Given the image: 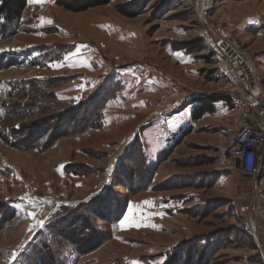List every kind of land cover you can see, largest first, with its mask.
<instances>
[{
  "label": "rangeland",
  "instance_id": "obj_1",
  "mask_svg": "<svg viewBox=\"0 0 264 264\" xmlns=\"http://www.w3.org/2000/svg\"><path fill=\"white\" fill-rule=\"evenodd\" d=\"M54 1L27 0L17 33L0 40V54L7 57L52 45H59L62 52L73 47L77 40L90 44L87 48L91 53L81 54L84 48L81 44L75 52L66 53L58 62L45 67H25L15 65L14 61L9 63L12 66L4 67L5 63H0V128L7 131V128L28 126L30 129L25 143H20L23 149L0 141V206L15 201L17 210L14 218L6 216L9 221L3 224L0 208V264H26L27 258L33 256L30 251L33 246L55 237L51 230L55 219L76 207L80 211L79 219H87L96 229V239L92 240L89 233L79 235L81 231L77 227L67 232V238L85 244L87 240L91 242L87 248L95 245L96 248L85 251L81 258L74 256L67 264H162L167 250L191 247L198 238L210 236L223 242L214 247L208 262L199 264H264V251L260 249L264 227L258 219H255V235L239 239L237 244L228 240L241 221V206L258 199L264 211V189L260 190L258 185L264 184V154L251 175L243 174L238 166L224 169L217 163L228 131L233 129L238 117L232 100L240 92H230L226 87L216 59L209 57L212 49L208 45L205 55L209 63L197 53L190 56L194 64L187 72L192 70L190 73L197 76H189V80L180 68L176 73L170 71L163 54V47H169L172 42H193L198 38L206 42L204 27L186 1L111 0L108 5L77 13L56 6ZM219 2L212 0L207 14L208 23L213 26L226 30L228 20L242 22L249 15L253 18L255 27L249 32L226 31L231 41L249 55L264 93V0H250L251 4L242 6L236 16L228 15L225 10V18L221 16ZM141 9L144 14L138 12ZM100 25L107 28L103 30ZM100 57L103 65L94 68L93 73L75 71L78 67H88L91 58L100 63ZM136 61L146 68L156 66L157 75L151 76L164 87L154 99L147 97L144 114L151 111L162 117L164 113L182 112L171 120L169 115L156 119L150 127L143 128L148 125L144 123L131 140L126 119L129 112H135L132 104H136V92L129 93L119 75L116 80L123 81V89L106 104L103 105L97 93L105 86L106 66H124V62ZM34 78L51 80L47 88L40 89L41 98L12 97L10 85ZM134 81L133 78L131 83ZM213 95H226L229 100L218 103L213 113L194 123L193 108L189 106L191 98ZM30 101L45 107V111L28 110L23 117L13 113L16 107ZM84 102L94 109L91 121L95 125L93 129L78 132L76 125L82 112L86 113V106L78 121L65 113L66 106L76 107ZM112 102H118L117 108L123 112L114 107L110 111ZM106 112L111 114L107 125ZM248 116L244 120L254 121L256 111ZM47 120L50 128L46 130L52 135L50 144H46V136L38 133ZM186 128L192 133L188 134ZM138 141L146 166L154 167L144 183L138 180L144 172V158L138 162L136 157V152L140 154ZM121 168L126 170V175ZM103 201L106 202L103 209L97 207ZM124 207L122 219L110 225ZM143 211L153 213L157 217L154 223L160 228L137 230L136 225L149 223L141 216ZM104 238L108 239L103 242ZM61 245L70 249L74 244L63 240Z\"/></svg>",
  "mask_w": 264,
  "mask_h": 264
},
{
  "label": "trees",
  "instance_id": "obj_2",
  "mask_svg": "<svg viewBox=\"0 0 264 264\" xmlns=\"http://www.w3.org/2000/svg\"><path fill=\"white\" fill-rule=\"evenodd\" d=\"M111 2V0H55L54 4L56 6H59L67 11L71 12H82L87 9L97 7V6H105L108 5ZM27 0H0V40L6 39L10 36H13L17 33V23L19 22V19L21 18V15L23 11L26 8ZM144 7H146L144 5ZM142 9L138 12L140 14L142 13ZM139 15V14H138ZM203 40V38L195 39L193 42H181L176 41L169 44V47L174 52H182L185 55L192 56L194 53H197L204 62L209 63L208 59H214V52L211 50L209 52L210 56L205 55L207 43ZM67 51L61 52V47L59 45H52L51 47H36L33 49H27L25 51L18 52L17 54H8L2 55L0 54V63H5L4 67L12 66L13 64L11 61H14V64H18L20 66L25 67H45L51 63L58 62L62 56L66 53L72 52L73 47L71 46L69 49H66ZM1 65V64H0ZM56 80V79H55ZM51 80L48 81L47 79L41 80L39 78L31 79L30 81H26L23 84L17 83L14 85H10L11 92H13L12 97L15 98V96L19 98H25V95H36V97L43 96L41 94L40 89L47 88L50 84ZM16 85V86H15ZM103 88H99L98 96L101 100H103V105L106 104L108 99H110L114 94L119 92L123 89L122 82L116 80L115 78L106 79ZM25 89V90H23ZM19 91H21L19 93ZM26 91L28 92L26 93ZM97 91V92H98ZM111 93L110 97L109 94ZM41 95V96H40ZM55 98V97H54ZM189 102V106L192 107V120L196 121L201 118H203L205 115L211 114L214 112L215 107L218 103H227L228 98L226 95H213L210 97L205 98H191ZM88 102V101H87ZM84 102L82 104H79L76 107L72 106H66L67 111L66 114L74 117L72 120H76L80 117L81 111H83L84 106H86V113L83 114L82 117L79 119L78 124L76 125V128L78 129V132L87 131L88 129H93L94 124L92 123V117L94 115V109L92 106H88V103ZM44 109V110H43ZM45 107L41 108V106L36 104L34 101L27 102L23 104L22 106L16 107L13 111L14 114L18 117L25 116V112L28 110L32 111H45ZM66 114H63L66 115ZM62 116V117H63ZM48 119V118H47ZM65 119V118H63ZM72 123V122H69ZM48 120L42 124V126L39 128L38 133L39 136H46V144L51 143V131L46 130V128L49 127ZM50 128V127H49ZM71 128H75L74 124ZM45 129V130H44ZM0 141L4 144L10 146V147H20V149H23L24 146L20 143H25V140L29 136V127L28 126H21L18 128L12 127L10 129L7 128V131L3 128H0ZM35 130V127L33 128ZM46 133V134H45ZM27 137H26V136ZM21 137V138H20ZM137 141V140H136ZM138 143V144H137ZM136 145L139 148V155L138 152H136V157L139 160L143 159V165L142 168H144V172L140 173L138 180L141 183L147 182L149 179H147V175L149 171L153 170L154 167L146 166V160L145 157H143V148L140 146L139 141L136 142ZM132 158H134L132 156ZM136 159V158H135ZM121 172L126 175V170L121 168ZM144 190V189H143ZM146 190V189H145ZM95 202V201H94ZM94 202H92L90 205H92ZM106 202H102L101 204H98L97 207H101L103 209ZM15 201H7L4 202L0 208L1 209V219L4 222L3 224H7L9 219H13L14 216L17 214V210L14 207ZM86 206V204H85ZM84 207V206H80ZM87 207V206H86ZM76 207L74 210L70 211L65 216H60L59 218L55 219L56 222H53L52 225V232H54V238L52 240H48L47 238L44 241H41V245L39 246H33L30 251L32 252L33 256L30 258H27L26 264H67L71 258L75 256V258L79 257L81 258L85 251L94 250L96 248V245L94 247H88L86 240V244L83 241H72L70 238H67L68 231L72 228V230L76 228V230L81 231L79 235H83L84 233H89L92 235V240L96 239L95 234L96 229L94 226H91L89 221L87 219H79V213L80 211ZM82 209V208H81ZM0 212V213H1ZM109 212H112V209H110ZM125 212V207L119 211L118 216L115 219H112L110 221V225L117 224L123 217V214ZM6 216H9V219H6ZM78 216V217H77ZM54 226V230H53ZM75 230V229H74ZM73 230V231H74ZM72 231V232H73ZM112 234V233H111ZM251 237V234L248 232L243 231L241 228L237 226V228H234V234H231L230 238L228 239L230 242H234L237 244V241L242 238L248 239ZM108 239V238H107ZM106 239V240H107ZM70 240L74 245L70 247L72 251L69 249V247H62V242ZM105 238L102 240L103 242L106 241ZM223 241L218 240L217 237H203V239L198 238L196 242L191 247L183 246L180 248H172L167 250L163 256L165 257V260L162 264H199V263H206L208 262V259L211 257L214 247L219 246L218 244ZM61 245V246H60ZM56 248V250H54ZM74 248V250H73ZM61 249V251H59ZM66 250V251H63ZM63 251V252H62ZM45 257V259H43ZM48 258V262L47 259Z\"/></svg>",
  "mask_w": 264,
  "mask_h": 264
},
{
  "label": "built area",
  "instance_id": "obj_3",
  "mask_svg": "<svg viewBox=\"0 0 264 264\" xmlns=\"http://www.w3.org/2000/svg\"><path fill=\"white\" fill-rule=\"evenodd\" d=\"M185 1L204 27L205 40L214 52L221 79L225 81L230 92L236 90L240 92L239 97L232 100V105L236 106L238 111V117L234 122L233 129L228 131L224 150L219 155L217 163L224 169L237 168L238 166L243 174H254L255 165L262 160L264 154V93L259 83L258 74L249 55L231 41L228 32L208 23L207 14L212 0ZM124 63V66L119 64L106 66L105 78H115L122 72L134 73L141 78L157 75V67L154 65L152 68H146L140 61ZM252 111H256L257 118L252 122H247L244 118L249 119L248 114ZM258 185L260 190L264 189L262 182ZM239 213L241 221L238 226L243 231L255 235L257 231L255 219H258L264 227V211L261 209L258 199L241 206ZM260 249L264 251V233L261 236Z\"/></svg>",
  "mask_w": 264,
  "mask_h": 264
},
{
  "label": "crops",
  "instance_id": "obj_4",
  "mask_svg": "<svg viewBox=\"0 0 264 264\" xmlns=\"http://www.w3.org/2000/svg\"><path fill=\"white\" fill-rule=\"evenodd\" d=\"M249 4H251L250 0H220V2H219V5L221 7L220 11L223 13L221 16L225 18V16L227 15V13H225V10L228 12V15L233 14V16H236L240 12L239 10L242 8V6H248ZM230 17H232V16H230ZM236 21L235 20H233V21L228 20L227 23L225 22L226 26H227V29L226 28L225 29L228 31L230 30L232 32H241V31L242 32H247V31L249 32L250 28L255 27V24L253 22V18L251 15H249L245 19H243L242 22H240V21L236 22ZM106 25H100L99 27L101 29L105 30L107 28ZM81 44L84 45V48H83L81 54L86 55V54L91 53V50H89V48H87V45L90 46V44L85 43L84 41H81V40L75 41V44H73V52H75L77 49V46H79ZM163 54L167 57V59L169 61L168 68L170 71L176 73L177 68H180L183 71V74L185 73L184 76L187 78L186 80L190 79L189 76H191V77L197 76V73H195V72L190 73L192 70L189 73L187 72V70L189 69L188 67L189 66L192 67L194 64L191 61L192 59L190 58V56H187L182 52H174L168 46L163 47ZM103 62H104L103 57H100V63H98V61L95 58H91L87 64V65L90 64L88 67H82L80 69L78 67V69H75V71H77V70L78 71H85L86 73L90 74V73L94 72V68L99 67L101 64L103 65ZM129 74H131V73L130 72H122L120 74V76H121V80L125 81L126 86L129 89L128 92L129 93H131L133 91L136 92V104H132L133 108H135V112H129L128 118L126 119V121H128L126 124L127 130L130 129L128 132L131 133L130 138H131V140H133L135 134L146 123H148V125L144 126L143 128L148 127V126L150 127L154 120L163 119L164 117H166V115H169L170 116L169 119L171 120L176 115L180 114L182 111H180L179 113L177 112L176 114H173V115H171V113H167V114L164 113V115L162 117L157 116L159 114H157L156 112H151V111L147 114L149 116L145 115L144 111H146L147 105H148V98L147 97L154 99L155 96L159 95L161 89L164 88L163 84L157 78L142 77L140 79L134 73L132 74L133 76H128ZM133 78L135 81L132 82L133 83L132 84L131 81ZM194 79H197V77H195ZM121 82L123 83V81H121ZM142 101H143V103H142ZM109 107L111 109L110 111H113V107H114V108L118 109V111H120V113L123 112V110H120L119 108H117V107H119L118 102H112L111 104H109ZM110 119H111V114H108L106 112V116H105V122H106L105 124L106 125L110 124ZM129 120H131V121H129ZM126 121H124V122H126ZM194 123H195V121H194ZM191 125H190V128H193L194 124L192 126ZM190 128H186L188 134L192 133V131H190ZM147 129L148 128H146L144 130V132ZM145 139H146L147 143H149L147 140V137H145ZM216 172H219V170ZM141 216L144 217L146 219V221H149V223L143 222L139 225H136L137 230L144 231V230H148V229L154 230V229L160 228V227H157V225L154 223L155 218H157V217H154L153 213L143 211L141 213Z\"/></svg>",
  "mask_w": 264,
  "mask_h": 264
},
{
  "label": "snow or ice",
  "instance_id": "obj_5",
  "mask_svg": "<svg viewBox=\"0 0 264 264\" xmlns=\"http://www.w3.org/2000/svg\"><path fill=\"white\" fill-rule=\"evenodd\" d=\"M33 216L35 215V214H32ZM41 226H42V222H41Z\"/></svg>",
  "mask_w": 264,
  "mask_h": 264
}]
</instances>
